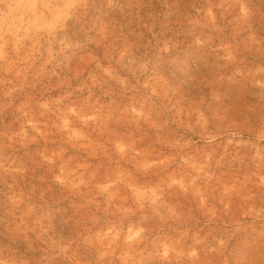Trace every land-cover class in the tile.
Masks as SVG:
<instances>
[{
	"label": "rangeland",
	"instance_id": "374dc122",
	"mask_svg": "<svg viewBox=\"0 0 264 264\" xmlns=\"http://www.w3.org/2000/svg\"><path fill=\"white\" fill-rule=\"evenodd\" d=\"M20 228L45 264H264V0H0V264Z\"/></svg>",
	"mask_w": 264,
	"mask_h": 264
},
{
	"label": "trees",
	"instance_id": "16d2710c",
	"mask_svg": "<svg viewBox=\"0 0 264 264\" xmlns=\"http://www.w3.org/2000/svg\"><path fill=\"white\" fill-rule=\"evenodd\" d=\"M49 197H51V194L45 193V195L41 197V200H40L41 204H43V202L46 201V203H49L50 206L53 205ZM20 229L25 232V235L18 236L17 243L12 245L13 256L11 257V260H9L8 262H14L15 264H21V261L24 260L26 264H45L49 256V252L45 250V248L42 245H37L36 248L28 249L26 246V242H25V239L27 238V235H28V232L26 230L27 228H20ZM76 235L77 234H75L74 239L77 238ZM60 239H62V241H64V243L66 242L67 244V240L64 237ZM85 255L86 257H88L87 255H91L89 256V259H91L94 264H109L107 262H104L103 260L99 261L97 258V255L95 254L93 250L85 251ZM55 262H57V260L55 258H52V260H50L46 264H53ZM110 264H121V263L118 261V259L112 258V262Z\"/></svg>",
	"mask_w": 264,
	"mask_h": 264
}]
</instances>
